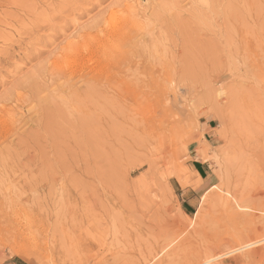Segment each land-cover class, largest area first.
Wrapping results in <instances>:
<instances>
[{
	"label": "rangeland",
	"instance_id": "rangeland-1",
	"mask_svg": "<svg viewBox=\"0 0 264 264\" xmlns=\"http://www.w3.org/2000/svg\"><path fill=\"white\" fill-rule=\"evenodd\" d=\"M200 263L264 264V0H0V264Z\"/></svg>",
	"mask_w": 264,
	"mask_h": 264
},
{
	"label": "crops",
	"instance_id": "crops-1",
	"mask_svg": "<svg viewBox=\"0 0 264 264\" xmlns=\"http://www.w3.org/2000/svg\"><path fill=\"white\" fill-rule=\"evenodd\" d=\"M193 169L194 172L198 173V177L202 180H206L208 177L206 168L204 164L198 160H194L193 164ZM193 196V195H192ZM196 210V206L194 204V199L193 197H188L187 200H184L183 202V212L187 215L190 216L191 214L193 215L194 211Z\"/></svg>",
	"mask_w": 264,
	"mask_h": 264
},
{
	"label": "bare ground",
	"instance_id": "bare-ground-1",
	"mask_svg": "<svg viewBox=\"0 0 264 264\" xmlns=\"http://www.w3.org/2000/svg\"><path fill=\"white\" fill-rule=\"evenodd\" d=\"M128 21H129V20H128ZM129 23H130V21H129ZM108 27H110V26H108ZM111 27H113V26H111ZM116 27H117V26H116ZM114 28H115V26H114ZM114 28H113V29H114ZM126 28H127V27H126ZM108 29H109V28H108ZM108 29H107V30H108ZM115 29H116V28H115ZM124 29H125V27H122L121 30H120V32L123 31ZM107 30H106V31H107ZM106 31L103 30V33H106ZM109 33H110V32H109ZM106 35H107V33H106ZM114 50H115V49H114ZM1 117H2V116H1ZM246 201H247V200H246ZM222 202H223V201H222ZM249 213H250V212H249ZM236 214H238V213H236ZM232 215H233V214H232ZM234 215H235V214H234ZM238 216H239V215H238ZM238 216H237V217H238ZM241 216H242V215H241ZM241 216H240V217H241ZM243 217H244V216H243ZM238 218H239V217H238ZM238 218H237V219H238ZM246 218H247L248 220H249V218L252 219L251 217H247V216H246ZM240 219H241V218H240ZM230 220H231V219H230ZM252 220H253V219H252ZM231 221H232V220H231ZM262 221H263V220H262ZM233 222H234V221H233ZM244 222H245V221H244ZM250 225H251V224H250ZM247 227H250V226H247ZM250 228H251V227H250ZM251 229H252V228H251ZM253 230H254V229H253ZM240 236H241V235H240ZM235 238H237V237H235ZM242 241H243V240H242ZM242 241H241V242H242ZM241 246H243V245H241ZM246 247H247V245H246ZM241 248H242V247H240V249H241ZM161 249H162V250H161V253H162L163 251L166 250L165 247H162ZM231 249H232V248H228V249L226 250V252L223 253L220 257H222V256H229V255H232V253H234V252H233ZM233 250H234V249H233ZM210 252H212V251H210ZM151 254H152V253H151ZM151 254H150V255H151ZM165 256H166V255H165ZM150 257H151V256H150ZM152 257H153V256H152ZM208 257H209V256H208ZM146 261H147V260H146ZM206 261H207V260H206ZM203 262H204V261H203ZM204 263H206V262H204ZM204 263H200V264H204Z\"/></svg>",
	"mask_w": 264,
	"mask_h": 264
}]
</instances>
